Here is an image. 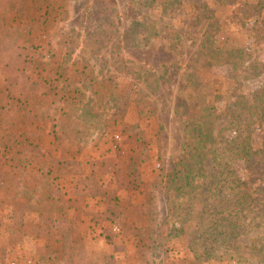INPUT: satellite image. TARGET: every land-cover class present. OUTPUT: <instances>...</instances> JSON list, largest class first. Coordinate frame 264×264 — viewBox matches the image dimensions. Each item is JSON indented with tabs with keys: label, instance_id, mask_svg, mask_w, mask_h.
<instances>
[{
	"label": "rangeland",
	"instance_id": "rangeland-1",
	"mask_svg": "<svg viewBox=\"0 0 264 264\" xmlns=\"http://www.w3.org/2000/svg\"><path fill=\"white\" fill-rule=\"evenodd\" d=\"M105 2L118 15L120 29L138 20L137 9L128 4V0ZM21 5L23 11L12 12L11 19L30 21L32 26L38 24L45 40L59 29L72 32L73 36L86 34L81 0H22ZM152 7L147 21L156 24L158 30L163 24L167 27L172 34L167 35L168 43L157 41L146 48L118 51L128 66L141 65L147 72L137 67H134L135 73L119 72V65L106 49L80 53L81 59L85 56L97 76L94 93H86L85 103L89 98L88 104L94 108L88 128H83L81 123L78 134L71 129L63 132L59 130V124L64 123L60 119H56L53 128L51 121H28L21 117H17L11 129H4L0 124V145L5 141L12 146L19 142L40 144L56 158V146L64 149L70 145L77 153L80 148L88 149L86 158L67 160L82 163L87 173H91L89 163L102 162L97 168L102 172L95 173L94 178L106 192L102 197L87 195L96 197L100 207L85 229L89 240L84 243L81 227L69 212L49 217L53 213L51 202L61 196L63 188H69L67 177L70 175L59 174L54 179L57 172L53 169L41 183L36 177L37 167L31 165L28 174L31 168L35 169L34 177L41 185L37 187L39 200L29 204L28 195H16L11 182L15 176L6 155L13 152L4 151L0 146V230L12 235L10 243L27 253L19 256L13 253L5 260L0 258V264H52L51 256L58 253L59 242L51 222L61 215L74 222L79 233L82 255L78 253L77 258L83 259L84 254L85 261L77 264H230L227 260L218 261V257L199 260L189 251L199 222L191 213L180 220L186 235L170 233L174 220L164 223L166 199L157 188L183 152L185 124L196 120L202 106L217 107L222 112L231 107L236 98L249 101L257 92L264 93V0H195L163 19L160 16L165 7L158 3ZM196 17L199 22L191 27L190 20ZM199 56L202 62L208 58L211 65L198 64ZM81 59L78 52L75 60ZM135 100L153 103V114L139 115ZM21 120L37 123L26 125L21 124ZM94 124L96 127H91ZM226 124L219 122L215 129L223 139L232 135ZM68 131L76 134L71 144H67ZM52 133L57 137L54 145ZM95 142L100 148L96 150L101 153L99 159L90 156L95 153V146L89 150ZM250 146L254 154L247 164L236 166L237 174L247 188H261L264 123L252 130ZM141 154L147 158L143 163L140 162ZM106 167L108 169L104 170ZM81 178L84 185L85 179ZM53 186H57V194ZM108 193L115 196L120 208V219L115 224L106 220ZM21 199L26 202L24 209ZM261 214L264 216V210ZM173 225L177 227L178 222ZM255 235L252 233L241 241L247 243V239Z\"/></svg>",
	"mask_w": 264,
	"mask_h": 264
},
{
	"label": "trees",
	"instance_id": "trees-1",
	"mask_svg": "<svg viewBox=\"0 0 264 264\" xmlns=\"http://www.w3.org/2000/svg\"><path fill=\"white\" fill-rule=\"evenodd\" d=\"M194 1L128 0L127 3L137 9L138 20L120 29L118 15L105 0H81L86 34L73 36L72 32L59 29L45 40L38 24L32 26L30 21L15 22L16 18L11 19L12 12L23 11L22 0H0V124L4 129H11L17 117H21L28 121H51L53 128L56 127V119H60L64 123L59 120V130L63 132L71 129L78 134L81 123L83 128H88L94 108L89 106V98L85 103L86 93H94L97 76L85 56L81 59L80 53L106 49L119 65V72L135 73L134 67L147 72L141 65L128 66L118 51L146 48L157 41L166 42L167 35H172L164 24L158 30L156 24L147 21L154 3L165 7L160 16L163 19ZM198 22L199 17L190 20L191 27H196ZM78 52L81 60H75ZM202 60L199 56L198 64L211 65L208 58ZM134 103L139 115L153 114V103L140 100ZM219 122L227 123L226 128L232 130L231 136L219 137L220 132H215ZM262 123L264 93L259 91L249 101L236 98L231 107L222 112L217 107L202 106L196 120L184 126L183 152L173 169L163 176L157 189L166 199L164 223L171 219L178 222L177 227L171 223V234L174 231L175 235H186L183 224H180L186 214L191 213L192 218L199 220L192 237L193 246L189 244V251L196 255V259L218 257V261L227 260L232 264H264V216L261 214L264 210V178L261 188H247L236 168L251 160L254 154L250 146L251 132ZM91 127L95 128L96 124ZM0 146L4 151L13 152L6 155L15 176L11 182L16 195H28L29 204L39 200L37 192L40 191L32 192L24 186L31 165L37 167L36 177L41 183L55 169L57 175L54 179L59 174L84 177L85 184L74 189L76 194L106 195L94 178L95 173L102 172L97 169L102 162L89 163L91 173H87L82 163L56 158L40 144L19 142L12 146L5 141ZM146 160L141 154L140 162ZM52 189L55 194L59 192L57 186ZM108 195L106 220L115 224L120 219V208L115 196ZM51 228L59 242L58 253L51 256L52 264L84 262V254L83 259L77 258L81 253L74 222L63 215L56 216L52 219ZM252 233L256 235L248 238L247 243L241 241Z\"/></svg>",
	"mask_w": 264,
	"mask_h": 264
},
{
	"label": "crops",
	"instance_id": "crops-1",
	"mask_svg": "<svg viewBox=\"0 0 264 264\" xmlns=\"http://www.w3.org/2000/svg\"><path fill=\"white\" fill-rule=\"evenodd\" d=\"M24 123H26L27 125V124H31L32 122H26L25 120H21V124H24ZM36 123H32V124L36 125ZM75 136L76 134L74 131H68L67 132V144H71L74 141ZM52 137H53L52 144L54 145L55 138L57 137L54 136V134L52 135ZM96 144L98 143L95 142L93 146L89 148V150H92ZM68 146H66V148L64 149L59 146H56L54 150L56 151L55 155H57L59 158L75 159V160H80V159H83L82 157H85V158L87 157L88 149L80 148V151L77 153V151L75 152L72 146H70V148H68ZM98 148H99L98 145L97 147L95 146V148L93 149L95 153H90L91 159L100 158V155H101L100 151L99 152L96 151ZM34 172H35V169L31 168L25 180V185L27 186V188L31 190H36L37 187L39 186V182L34 177ZM67 181H68L67 185L69 186V188H63V193H61V196L56 197V199L51 202L50 209L53 210V213H51L49 217H54L55 215L61 214L64 212L68 214L69 212V216L73 217L74 220L81 227V235L83 238V242L87 243V241L89 240V235L87 232H85V229L89 223L91 224V221L93 220V218H95L94 216L96 214L97 209L100 207V205L97 202L96 197H90L87 195H77L74 193L75 188L73 187L83 185L84 183L83 178H81V176L70 175L67 177ZM20 204L22 208L24 209L26 205L25 200H22ZM50 221H51V218H50ZM11 236L12 235H9L8 232L3 234V231L0 230V241L2 240L0 249L3 250V251L0 250V258H3L4 260L9 258V256H11V254L13 253H17L19 256L20 253L23 252L19 248L18 245H12L10 243L9 238H11ZM19 236L21 237L22 235L19 234ZM23 253L27 255V253L25 252Z\"/></svg>",
	"mask_w": 264,
	"mask_h": 264
}]
</instances>
